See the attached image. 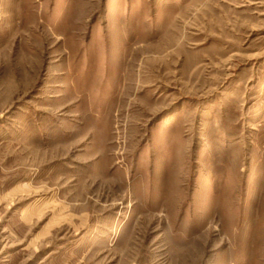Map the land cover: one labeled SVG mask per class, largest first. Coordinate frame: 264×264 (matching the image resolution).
Wrapping results in <instances>:
<instances>
[{
  "label": "rangeland",
  "instance_id": "obj_1",
  "mask_svg": "<svg viewBox=\"0 0 264 264\" xmlns=\"http://www.w3.org/2000/svg\"><path fill=\"white\" fill-rule=\"evenodd\" d=\"M0 264H264V0H0Z\"/></svg>",
  "mask_w": 264,
  "mask_h": 264
}]
</instances>
